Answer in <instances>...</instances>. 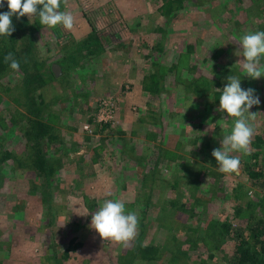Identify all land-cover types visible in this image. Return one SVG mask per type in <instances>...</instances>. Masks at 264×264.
<instances>
[{"label":"rangeland","instance_id":"rangeland-1","mask_svg":"<svg viewBox=\"0 0 264 264\" xmlns=\"http://www.w3.org/2000/svg\"><path fill=\"white\" fill-rule=\"evenodd\" d=\"M60 11L74 15L71 31L12 17L29 24L20 70L0 75V264H226L234 242L217 239L214 225L245 227L264 189L245 172L251 153H231L238 174L219 171L212 151L235 118L218 111L214 93L228 75L255 89L261 103L250 111L264 134V76L247 78L236 55L243 34L264 31V0H68ZM89 38L81 73L69 71L73 62H60ZM154 73L159 94L143 85ZM202 76L207 91L188 86ZM37 117L50 125L42 141L23 135ZM107 199L138 214L127 247L90 227ZM138 245L159 247L157 259H141Z\"/></svg>","mask_w":264,"mask_h":264},{"label":"clouds","instance_id":"clouds-1","mask_svg":"<svg viewBox=\"0 0 264 264\" xmlns=\"http://www.w3.org/2000/svg\"><path fill=\"white\" fill-rule=\"evenodd\" d=\"M67 7L68 0H7L9 11L0 13V36L10 37L15 31L12 17L17 19L27 15L29 20L38 16L40 24L48 28L62 25L65 30L74 28L75 17L69 11H60L61 3ZM4 7V0H0V8ZM242 50V69L249 79H260L264 76V31L249 32L240 38V56ZM4 62L14 71L20 70V63L9 52ZM228 83L224 86L219 98L221 113H227L234 119V126L230 134L223 136L222 147L214 149L212 156L218 163L219 171L224 174H238L241 166L239 156L233 152L250 154L253 137L256 134L255 121L258 113L250 109L260 105V97L255 89L241 87L239 76L229 75ZM192 105V104H191ZM190 105V106H191ZM189 106V107H190ZM139 217L135 211H126L125 203L120 199H107L92 214L91 225L103 240H110L127 247L137 235Z\"/></svg>","mask_w":264,"mask_h":264},{"label":"trees","instance_id":"trees-1","mask_svg":"<svg viewBox=\"0 0 264 264\" xmlns=\"http://www.w3.org/2000/svg\"><path fill=\"white\" fill-rule=\"evenodd\" d=\"M37 22L38 20L36 21V23ZM27 24H29V22L17 23V26H14L15 31L12 33L10 37L0 36V75L1 76L5 75L6 71L10 67L9 64H6L4 62V57L9 52H11L14 55V57L17 58L18 56H21L20 50L24 51L23 49H19L17 47V43L19 40L18 37L23 32V26L27 27ZM92 40H90L89 38L88 40H85L84 42L82 41L81 43L79 42V45H78L79 50H80L79 54L70 56V54L68 53L65 55V60L61 61L60 63L62 65H66V62H67L66 60L67 59L71 60L73 63L68 66V70L71 72L81 73V70H80L81 65H80L79 60L84 55L81 49L87 48L89 46L87 44H90ZM22 41L25 43L24 45L25 48H27L24 54L29 57V55L32 53L33 46H34L33 42H31L30 40V35L23 36ZM21 48H23V44ZM261 63L264 64V61L262 60ZM22 70L24 74L29 73V70L26 66ZM50 73H51V76L55 79L56 77L51 70H50ZM159 78L160 76L156 75V73L150 75L148 78L146 77L145 80H143V85H145V89L152 94H159L162 89L159 86L160 85ZM217 78H219L218 75L215 76L214 79L213 78L212 79L216 80ZM242 78L244 79V77ZM208 79L209 78L207 76H202V78H197L193 80V82H191L188 86L191 87L192 85H194L195 90L200 89L201 91H207L208 89H205V87L202 86V83L203 81H206V83H210L209 81H207ZM215 83L217 84V86L222 85V83L219 82V80H216ZM24 89L26 91L27 89L26 86L24 87ZM221 94L222 92L214 93L216 97L215 98L216 101L219 102V98ZM30 99L32 101V98ZM25 126H24L25 127L24 132L22 131L23 135L24 134L28 136L35 135V137L38 138L40 141H42V139L48 134L49 132L48 129H50L49 127L50 125H48L45 121H43L41 117H37L36 119L35 118L31 119L29 121V125H25ZM251 149H252L251 160L249 163L246 164L245 172L256 184H258L260 188L264 189V157H263L264 156V134H259V135L256 134L254 136L252 144H251ZM35 150H36V154L38 155L37 160L39 164V169L44 171L46 170L45 166H46L47 159H46V156L41 153L42 150L40 148V142L35 147ZM41 154L43 156H41ZM142 157L143 156L136 157V159L138 160L137 163L145 167L143 161H141ZM255 199L257 200L255 201L253 200L252 201L253 203L251 205V210H253L254 215L251 216L250 219H248L249 222L246 224L245 227H241L239 225L236 227L228 219L227 220L225 219L223 222L217 225H214L215 223H213L214 225L213 228H215L216 230L219 228L216 232L212 230V232H214L212 234L216 236L217 239L226 237L232 240V242H234L232 253L229 256V258H226V264H264V216H258V214L254 212L255 209H258V212H264V196L262 198H259V199L255 198ZM205 245L209 250H211V247L209 246L208 243ZM159 251H160V248L155 245H150V246L138 245L137 248L135 249V253L139 254L141 256V259H146V260L157 259ZM210 253L213 254V252H210ZM212 258L214 257L212 256Z\"/></svg>","mask_w":264,"mask_h":264},{"label":"water","instance_id":"water-1","mask_svg":"<svg viewBox=\"0 0 264 264\" xmlns=\"http://www.w3.org/2000/svg\"><path fill=\"white\" fill-rule=\"evenodd\" d=\"M54 71L58 74V70H59V66L58 65H54Z\"/></svg>","mask_w":264,"mask_h":264},{"label":"built area","instance_id":"built-area-1","mask_svg":"<svg viewBox=\"0 0 264 264\" xmlns=\"http://www.w3.org/2000/svg\"><path fill=\"white\" fill-rule=\"evenodd\" d=\"M86 128H88V127H86Z\"/></svg>","mask_w":264,"mask_h":264}]
</instances>
